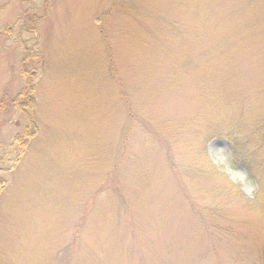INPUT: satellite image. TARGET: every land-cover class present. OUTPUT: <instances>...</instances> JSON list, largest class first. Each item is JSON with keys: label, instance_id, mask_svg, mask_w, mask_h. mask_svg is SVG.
Listing matches in <instances>:
<instances>
[{"label": "rangeland", "instance_id": "1", "mask_svg": "<svg viewBox=\"0 0 264 264\" xmlns=\"http://www.w3.org/2000/svg\"><path fill=\"white\" fill-rule=\"evenodd\" d=\"M235 6L0 0V99L24 43L43 55L21 156L26 115L0 116V264H264V188L225 132L264 136V0Z\"/></svg>", "mask_w": 264, "mask_h": 264}, {"label": "trees", "instance_id": "2", "mask_svg": "<svg viewBox=\"0 0 264 264\" xmlns=\"http://www.w3.org/2000/svg\"><path fill=\"white\" fill-rule=\"evenodd\" d=\"M227 2H231V4L234 5V8H236L235 0H227ZM211 21L212 18L210 17V22ZM38 22V20H33L34 24L32 23V27L30 28L32 32H34V30L38 28ZM176 27L178 31H180V26ZM231 37L237 38V33H233ZM39 44L40 43L38 41H35L34 45L30 47L27 43H24V57L20 64V71L24 78V85L21 87L19 92L12 98H8V96L6 95L0 99V116L6 114V111L10 107L13 109L14 112H20L26 115L27 124L25 126V132L23 134L21 133L22 135L18 134L13 142V145H15L16 143L18 144L17 152L19 151V156H21L22 153L25 151L28 143H30L35 131L37 130V123L35 119L37 79L39 71L43 65V55L41 53ZM229 48L231 47L225 49V45H222L221 50L223 49L224 51L225 49L223 53L226 52L224 55L223 62L228 56L227 51L229 50ZM162 51H164V48H162ZM221 52L222 51H220L219 53ZM213 62L214 60L210 61V67H216L214 64H212ZM7 104H9V108L6 107ZM245 119L246 118H242V116H233L230 119L231 124L228 123V130L226 128L227 131H224L233 143L234 154L239 159L247 163L253 175L260 182V188L263 189L264 171H262V168L264 167V136L262 138L257 137V131L253 127H258L259 125L258 122L254 119H252L251 121L252 124L251 122L249 123L252 129V133L250 134L248 132V129L246 128L247 121H245ZM232 123H235V125L232 126ZM217 132V130L214 131V134ZM256 137L258 140H256ZM244 138L246 140H244ZM251 138L254 139H252L254 147H251V149L247 150L245 148L246 146L250 147L248 139L250 140Z\"/></svg>", "mask_w": 264, "mask_h": 264}]
</instances>
